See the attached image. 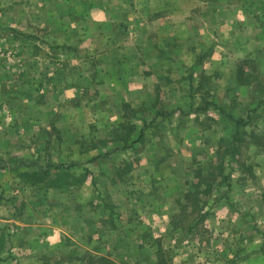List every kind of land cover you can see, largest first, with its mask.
<instances>
[{"label":"rangeland","instance_id":"rangeland-1","mask_svg":"<svg viewBox=\"0 0 264 264\" xmlns=\"http://www.w3.org/2000/svg\"><path fill=\"white\" fill-rule=\"evenodd\" d=\"M159 3L0 0V264H264V0Z\"/></svg>","mask_w":264,"mask_h":264},{"label":"crops","instance_id":"crops-1","mask_svg":"<svg viewBox=\"0 0 264 264\" xmlns=\"http://www.w3.org/2000/svg\"><path fill=\"white\" fill-rule=\"evenodd\" d=\"M165 3H167L168 4V6H164L163 4H165ZM202 5H203V3H202ZM176 6H178V0H165L164 2H161V0H160V3H159V6H158V8H159V10H161V11H163V16L161 15V18H160V20H159V23H157V25H159L160 26V28H159V30H155L154 31V33L158 36H160L161 34H163V29H162V27H167L168 29H169V34L170 35H174V37L176 38V36L175 35H177L178 33H179V30H178V28L177 27H179L178 25H179V23H178V21L177 20H175L174 19V17H177V15H178V8H176ZM167 7H168V9L170 10V12H169V18H170V20H167V18H162V17H164L165 15H167ZM146 8L148 9V8H150L149 6L148 7H144L143 8V10H146ZM204 8V7H203ZM203 8H202V10H203ZM175 10V11H174ZM201 13H202V15H203V11H201ZM202 15H201V19L203 18L202 17ZM142 18V17H141ZM156 17H154V19H155ZM168 18V19H169ZM192 17L190 16L189 18H187L186 19V22H185V24H186V26L188 27H191V26H193V20L191 19ZM142 19H144V18H142ZM141 19V21H133V22H131V28H133L134 29V31L135 32H137L136 34H137V37H133V41L135 40H137V41H139V40H142V35H143V37H144V39L146 38L145 37V35H146V33H145V31L147 32V30H148V27L150 26L149 24L151 23L150 22V19H145V20H142ZM181 23V22H180ZM153 24H156V22H154ZM182 24V23H181ZM192 29V28H191ZM134 33V32H133ZM190 33H191V31H190ZM134 35H135V33H134ZM162 36V35H161ZM173 37V38H174ZM143 45V44H142ZM254 170H255V172H254V176H256V179L260 182V184H262L261 186H263V188H264V161H263V164H261V163H258V164H256V166L254 167ZM248 191V190H247Z\"/></svg>","mask_w":264,"mask_h":264},{"label":"trees","instance_id":"trees-1","mask_svg":"<svg viewBox=\"0 0 264 264\" xmlns=\"http://www.w3.org/2000/svg\"><path fill=\"white\" fill-rule=\"evenodd\" d=\"M239 123L236 121L235 125H238ZM56 169H61V170H65L67 167H64L63 165H58L57 167H55Z\"/></svg>","mask_w":264,"mask_h":264}]
</instances>
